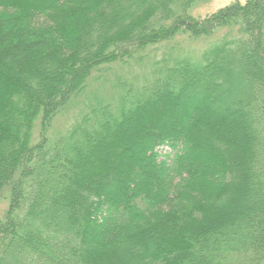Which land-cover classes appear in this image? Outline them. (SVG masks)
I'll list each match as a JSON object with an SVG mask.
<instances>
[{"label": "trees", "instance_id": "obj_1", "mask_svg": "<svg viewBox=\"0 0 264 264\" xmlns=\"http://www.w3.org/2000/svg\"><path fill=\"white\" fill-rule=\"evenodd\" d=\"M194 1L0 0V264H264V0Z\"/></svg>", "mask_w": 264, "mask_h": 264}, {"label": "rangeland", "instance_id": "obj_2", "mask_svg": "<svg viewBox=\"0 0 264 264\" xmlns=\"http://www.w3.org/2000/svg\"><path fill=\"white\" fill-rule=\"evenodd\" d=\"M237 1L244 3L247 0H195L194 3L188 9V13L193 18L203 19V18H206L207 16H209L210 14L216 12L220 8L225 7L227 5H230V4L237 2ZM208 43H209V41L207 42L206 39H203V38L192 39V38H189L187 35L180 33L179 35H177L173 39V41L170 44H174V46H176L177 48L185 49L189 52H192L195 55H198L199 52H201V49H203L205 46H207ZM168 45H169V43H164V44H162L161 47H157L158 48L157 51L156 50L151 51V57L161 58L164 55V52L167 51ZM150 68H151L150 65L147 66V69H145V71L150 69ZM106 87L107 88H105L103 90V93L107 94L111 89L108 86H106ZM181 106H182V104L178 105V108H180V110H182ZM169 112L172 113V111H170V110H169ZM67 121L68 120H66L65 118L62 117L61 119L58 120V124H57L56 128H58V129L64 128L65 123ZM132 139H133V144H136L137 142L140 141V135H136L135 138H131V140ZM169 150H170L169 146H161L160 147V151L162 153H165L166 151H169ZM6 205H7L6 202H3L0 205L1 206L0 207V215L3 213L4 209L6 208Z\"/></svg>", "mask_w": 264, "mask_h": 264}]
</instances>
